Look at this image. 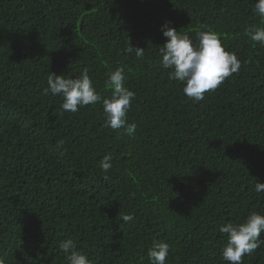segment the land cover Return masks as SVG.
I'll use <instances>...</instances> for the list:
<instances>
[{
    "label": "trees",
    "instance_id": "obj_1",
    "mask_svg": "<svg viewBox=\"0 0 264 264\" xmlns=\"http://www.w3.org/2000/svg\"><path fill=\"white\" fill-rule=\"evenodd\" d=\"M0 264H264V0H0Z\"/></svg>",
    "mask_w": 264,
    "mask_h": 264
},
{
    "label": "bare ground",
    "instance_id": "obj_2",
    "mask_svg": "<svg viewBox=\"0 0 264 264\" xmlns=\"http://www.w3.org/2000/svg\"><path fill=\"white\" fill-rule=\"evenodd\" d=\"M217 222V221H216ZM215 234V233H214ZM226 237V236H225Z\"/></svg>",
    "mask_w": 264,
    "mask_h": 264
}]
</instances>
